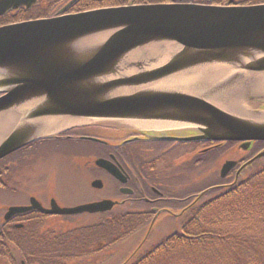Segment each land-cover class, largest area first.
<instances>
[{"label": "water", "instance_id": "95a60500", "mask_svg": "<svg viewBox=\"0 0 264 264\" xmlns=\"http://www.w3.org/2000/svg\"><path fill=\"white\" fill-rule=\"evenodd\" d=\"M37 1L0 0V15L30 9ZM62 13L0 27V115H21L9 133L0 135V159L68 120L187 124L197 134H148L151 139L247 147L264 142V119L256 117L263 110L250 111L249 118L234 114L218 98L264 76V4H158ZM202 75L219 79L196 86L193 81ZM177 78H183L179 84L165 86ZM263 158L264 150L238 176ZM97 164L121 179L107 162ZM236 165L227 162L221 176ZM113 207L103 201L45 212L95 214ZM30 209L13 207L7 217Z\"/></svg>", "mask_w": 264, "mask_h": 264}, {"label": "flooded vegetation", "instance_id": "af4514ba", "mask_svg": "<svg viewBox=\"0 0 264 264\" xmlns=\"http://www.w3.org/2000/svg\"><path fill=\"white\" fill-rule=\"evenodd\" d=\"M85 1V0H84ZM93 4L98 7H105L108 4L116 3L114 0H92ZM230 0H163L161 3L170 4H202V5H226ZM80 0H69L59 4L58 11L66 9V12H72L77 9ZM121 5L135 4V0H118ZM71 4V5H70ZM70 5V6H69ZM68 6V7H67ZM100 128V129H99ZM116 132L111 127H79L72 128L68 132L59 134L55 137H49L38 140L10 155L0 162V192L6 193L10 190L16 194L18 191L17 181L14 179L6 181L5 175L12 174L11 167L13 163L11 158L22 153H64L74 160L75 166L82 169L80 173L86 174L89 180L88 187L85 186L88 197L82 201L64 204L60 199V190L53 184L35 183L27 188L25 201L15 203L11 206L33 207L30 212L7 218V211L0 216V252L5 251L9 257V264H80L81 248L80 233L76 230L82 226L68 228L71 222L88 216L95 223L98 219L106 214L98 215H78V216H61L46 214L41 211L50 210L54 204L60 207H73L82 204L111 200L116 203V208H125L128 210L132 206L141 208L148 206L147 212L157 214L158 211L168 208L167 206L159 207L162 204L184 203L186 206L193 201V195L189 192L187 185H184V179L187 172L175 174L170 162L177 157H192L194 153H220L222 143L215 144L209 142L201 143H184L166 140H141L140 134L134 132L125 133L121 136L99 135L91 131ZM88 131V132H87ZM171 137L185 135L175 129L163 130ZM160 131V132H163ZM174 131V132H173ZM159 132V133H160ZM139 137V138H137ZM137 138L139 140L129 142V139ZM46 145V148L39 149ZM82 146L90 149H78ZM243 148L242 145H240ZM70 153V154H68ZM74 153V154H71ZM88 155L83 162L79 154ZM92 153H102L100 157ZM129 153L138 156H146L145 164L136 172L131 168ZM148 153H155V156L149 157ZM158 153V154H157ZM23 154L21 159L24 158ZM160 156H164L162 160ZM38 156L37 158H39ZM194 157V156H193ZM98 158H103L113 164L122 174L126 183H121L105 170L97 167ZM156 162L153 164V161ZM244 160V159H243ZM242 160V161H243ZM164 163L160 170L159 163ZM238 160V164H239ZM171 168V169H170ZM235 171V170H234ZM81 175V174H80ZM181 182L179 183V181ZM18 183V182H17ZM140 184V186H139ZM179 184L180 192H176L175 186ZM14 186V187H13ZM184 190L186 191H183ZM183 191V192H182ZM172 193H181L184 197L172 198ZM17 193L16 195H18ZM0 210H4L6 205L0 204ZM41 207V208H39ZM60 219V221H59ZM25 254V261L18 259ZM2 260H4L2 258ZM5 261V260H4Z\"/></svg>", "mask_w": 264, "mask_h": 264}, {"label": "trees", "instance_id": "16d2710c", "mask_svg": "<svg viewBox=\"0 0 264 264\" xmlns=\"http://www.w3.org/2000/svg\"><path fill=\"white\" fill-rule=\"evenodd\" d=\"M62 1L40 0L39 4L31 10L22 8L17 12L0 17V26L50 17L56 5ZM114 1L116 3L108 4V6L121 5L118 0ZM135 1V4L145 5L161 3L163 0ZM92 2V0H80L75 5L78 7L74 11L79 12L98 7H95ZM262 3L264 0H242L238 4ZM263 148L264 143H257L252 154H256ZM130 162L133 166L141 167L145 161L141 157L131 155ZM259 162L253 167H257ZM199 164L195 161L193 168L195 169ZM220 181L224 182L222 179ZM259 214L262 216L258 225L264 227V166L250 179L239 181L235 187L226 190L223 195L216 197L206 205H197L191 211L180 233L168 236L131 264H264V253L258 251L264 243V238L257 239L252 235L240 236L229 231L234 228V224L237 225L234 217H238L239 226L243 225V228L247 229L249 223L259 221L257 220ZM151 218L152 215L149 213L114 214L94 228V235H90V229L82 230V256H90L93 253L89 249L93 244L95 246L105 244L109 247L128 238L145 226ZM0 255L7 256L8 254L2 251Z\"/></svg>", "mask_w": 264, "mask_h": 264}, {"label": "rangeland", "instance_id": "374dc122", "mask_svg": "<svg viewBox=\"0 0 264 264\" xmlns=\"http://www.w3.org/2000/svg\"><path fill=\"white\" fill-rule=\"evenodd\" d=\"M242 1V0H238ZM197 75V74H196ZM195 75V76H196ZM207 76V77H206ZM201 76L202 81H200V85L202 86H207L211 85L212 83L216 82L219 78L218 77H208V75ZM197 81V80H196ZM259 77L256 79H250L249 82L252 83V86L248 88L247 90L244 88L238 89L234 91V94H231L230 96L226 97L223 96L222 101H230V106H233L235 93H239L243 91V98L239 100L243 104L242 108L244 110V113L249 114L250 111L252 110H257V109H264V80L262 82ZM257 91L262 94H257ZM221 97V96H220ZM219 98V100H221ZM252 97H258L260 99L259 104L256 102L258 101H253L251 100ZM236 101V100H235ZM237 107H233L232 110H234ZM242 110V111H243ZM257 118L261 119L264 118V114L262 116H256ZM15 123V121L13 120ZM11 122V124H13ZM84 125H90V127H106L103 125H111L112 128L117 130L116 132H101L97 130L91 131V133L94 134H99V135H114V136H121L124 135L125 133H131L132 131H137V128L126 126L124 124H119V123H114V122H97L94 123V121H82ZM131 124H136V123H131ZM88 127V126H87ZM100 129V128H99ZM135 129V130H134ZM137 129V130H136ZM139 131V130H138ZM88 132V131H87ZM174 132V131H173ZM46 148V145L43 147H40L39 149ZM78 149H90V147L87 146H82ZM226 151L225 148L221 150V152ZM212 154L210 160L206 164H202L195 169L194 167V162H195V155L199 153H194L192 157H177L176 159L172 160L170 162V166H172V169H176L178 172H187V176L184 178L186 181L183 182L184 185H187L186 187L189 188L190 191L196 190V191H203L209 185L213 183H217L220 179V170L226 160H241L243 157L248 156L249 151L241 148L240 144H236L235 146H232L231 148L227 149L225 154L219 155L217 151H215ZM24 155V158L21 159L22 155ZM64 153H22L20 155H16L11 158V161L13 163V166L11 167L12 169V174L10 173L8 175H5L6 181L14 179L16 184L18 185V191L16 192L19 193L18 195L11 193V192H0V204L3 205H10V204H15L18 202H24L25 201V193L28 187L31 186V184H35L37 182L39 183H47V184H53L56 186L57 189L60 190V199L62 203L67 204V203H72V202H77V201H82L84 198L88 197V193H86L85 186L88 187L89 180L86 179V174L85 173H80V170L82 169L79 167L75 166V163L73 162L74 160H79L76 157H70L68 155H63ZM70 154V153H68ZM74 154V153H71ZM79 154L80 158L82 159V162L88 158V155H84V153H75ZM96 156H101L102 153H92ZM158 154V153H157ZM149 157L152 155L155 156V153H148ZM40 156L39 158H37ZM148 158L146 156H143V159ZM160 158L163 160L164 156H160ZM189 162H192L189 164ZM160 165V170L163 168L164 163H159ZM264 166V161H261L258 163L257 167H252L249 169L244 175L242 176L240 182L242 181H247L250 179L254 174H256L259 169H262ZM171 169V168H170ZM81 174V175H80ZM180 175L182 173H179ZM235 174H231L229 179L233 180ZM10 182V181H8ZM181 180L179 181V183ZM263 182V181H262ZM140 186V184H139ZM14 187V186H13ZM176 188V192H180L179 190V184L175 186L173 189ZM183 191L184 190L183 188ZM182 191V192H183ZM223 192H217L210 194L206 196L201 202L200 206H204L207 203L211 202L214 200L216 197L222 195ZM181 194V193H179ZM194 196V195H193ZM195 197V196H194ZM188 203V202H187ZM186 202L182 203L183 206L187 204ZM171 205V204H170ZM167 206L166 204L159 205V207ZM181 206L176 205V206H171L173 208V211L175 212H180L181 211ZM1 207V206H0ZM135 207H131L129 211H134L133 209ZM145 209L144 207L139 208V211H143ZM1 211V210H0ZM126 210L125 208H116L115 212L116 213H124ZM137 211V210H136ZM2 216L4 215L5 212H2ZM190 215V214H189ZM188 216V215H187ZM186 215L180 218H175L172 217L168 214H163L159 217L158 221H156L155 225L153 226L152 229L148 230V233L145 228L137 231L133 235L129 236L127 239L120 241L117 243L114 247L107 248L105 245V248H102L101 246L103 244H98L95 246L93 244L92 249L95 251H99L93 256H88V257H83L81 259L80 264H122L128 256L132 253L133 250H135L140 244L143 243V249L141 251L142 256L145 252L151 250L155 246H157L161 241H163L165 238H167L170 235H173L175 233H180L182 230V227L187 220ZM262 214L257 215V222H252V224H248V228L245 229L243 228V225H238L240 223L238 217H234V221L236 224H234V228L230 229L229 231L232 233H235L236 235H252L254 238H264V227L261 225H258L260 222V217ZM215 218V217H214ZM92 219L88 216L82 217L76 222H71L70 227L68 228H74L78 227L79 225L82 226V228H85L87 226H92L90 229V235L95 234L94 228L96 225L93 223ZM60 221V219H59ZM148 227V226H147ZM145 240V241H144ZM258 251H262L264 253V243L260 246V249ZM90 257V258H89ZM0 257V264H9V261L3 257ZM19 260L22 259L21 256L18 258Z\"/></svg>", "mask_w": 264, "mask_h": 264}, {"label": "bare ground", "instance_id": "6f19581e", "mask_svg": "<svg viewBox=\"0 0 264 264\" xmlns=\"http://www.w3.org/2000/svg\"><path fill=\"white\" fill-rule=\"evenodd\" d=\"M223 73H225V72H223ZM223 73H221V74H223ZM202 76L205 77L206 75H202ZM213 76H215V75H213ZM213 76L209 75L208 77H213ZM199 78H201V77H199ZM199 78L197 77V79H196L197 81H193V83L196 86H200L199 83H200V81H202V79H199ZM182 79L183 78H177V79L173 80V82H171V83H166L165 86H167V87L168 86H172V85H174V83L177 85V84H179V82ZM260 79L263 81L264 80V76H261ZM262 81H260V82H262ZM184 85H185V82H184L183 86ZM250 87L251 86H248L246 88V90L248 88H250ZM253 92H256L257 94H262L260 92L254 91V89H253ZM243 95H244L243 91L235 94L236 97L234 98L233 106L229 105L230 101L219 100V103L222 104L223 106L227 107L228 109H230L232 112H234V114H238V115H242V116L246 115L249 118H253L250 114L244 113V110L242 109V108H245V107H243V104L241 102H239V100H241L243 98ZM212 99H214V98H212ZM212 102H214V101H212ZM233 107H237V108L232 110ZM20 108L26 109L25 107H20ZM15 116H16V113H8V114L0 115V135H4V134L7 133V131L10 128L11 122H13V120H15ZM255 119H257V118H255ZM261 119H264V118H261ZM62 122H64V120H60L59 124L62 123ZM66 123L67 124H69V123L70 124H75V123H80V121H78V120H68V121H66ZM114 123H119L121 125L124 124L126 126L130 125L131 127H134V128H137V129H146V130H150V129H156V130L158 129L159 130V129H164L167 126H170V127L190 126V125H187V124H183V125H181V124H173V123L172 124H167V123L163 124V123H158V122H153V123H144V122H142V123L131 124L132 122L116 121ZM13 124H14V122H13Z\"/></svg>", "mask_w": 264, "mask_h": 264}]
</instances>
